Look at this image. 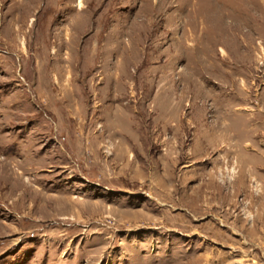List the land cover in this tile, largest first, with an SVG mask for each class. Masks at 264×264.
<instances>
[{
  "label": "rangeland",
  "instance_id": "1",
  "mask_svg": "<svg viewBox=\"0 0 264 264\" xmlns=\"http://www.w3.org/2000/svg\"><path fill=\"white\" fill-rule=\"evenodd\" d=\"M0 264H264V0H0Z\"/></svg>",
  "mask_w": 264,
  "mask_h": 264
},
{
  "label": "bare ground",
  "instance_id": "2",
  "mask_svg": "<svg viewBox=\"0 0 264 264\" xmlns=\"http://www.w3.org/2000/svg\"><path fill=\"white\" fill-rule=\"evenodd\" d=\"M78 7V6H77ZM226 151V150H225ZM235 151V150H234ZM229 152V149L227 150V152L226 153H228ZM231 153V152H230ZM19 174H21V173H19ZM212 177L210 176V179H211ZM17 200V199H16ZM70 204V203H69Z\"/></svg>",
  "mask_w": 264,
  "mask_h": 264
}]
</instances>
